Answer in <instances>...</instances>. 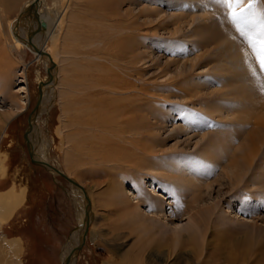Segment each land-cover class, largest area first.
<instances>
[{
  "label": "rangeland",
  "instance_id": "obj_1",
  "mask_svg": "<svg viewBox=\"0 0 264 264\" xmlns=\"http://www.w3.org/2000/svg\"><path fill=\"white\" fill-rule=\"evenodd\" d=\"M29 1L0 0V195L21 200L0 222V243L16 239L21 244L19 254L7 263L15 258L21 264L63 263L69 240L83 232L79 217L88 205L69 179L32 160L25 138L32 115L30 141L36 159L73 177L92 199L86 238L76 245L71 264H195V249L187 243L193 235H200L202 257L214 256L211 264H220L228 245L219 237L227 241L231 234L249 235L255 243L259 233L264 240V200L257 212L241 209V202L246 209L260 200L247 198L242 184L231 190L222 143L216 162L209 164L203 157L210 142L248 136L251 125L264 122V70L249 47L248 38H255L245 29L249 27L233 23L216 0H120L117 15L108 0H43L41 12L65 10L68 21L46 45L57 56L52 72L46 58L37 59L32 49L10 46L11 30ZM117 17L135 26L126 31L132 35L129 65L116 62L110 53ZM33 23L28 15L19 31L23 37L33 31ZM47 36H37L36 44H45ZM225 38L252 61L253 72L243 81L225 51ZM111 80L127 85L110 90ZM122 90L150 97L142 114L148 122L147 144L156 145L152 157L128 158L120 162V170L114 158L103 159L91 143L85 144L93 130L81 120L69 125L63 109L69 91ZM206 169L205 179L199 178ZM173 236L182 243L173 247L167 241Z\"/></svg>",
  "mask_w": 264,
  "mask_h": 264
},
{
  "label": "bare ground",
  "instance_id": "obj_2",
  "mask_svg": "<svg viewBox=\"0 0 264 264\" xmlns=\"http://www.w3.org/2000/svg\"><path fill=\"white\" fill-rule=\"evenodd\" d=\"M247 1L248 0H245L243 5L241 6V8L243 9L240 10V12H243L244 17H246L245 18L246 23L244 24L247 27H249L245 29H247V31L253 32V36H255L254 39H256L257 34L260 33L261 31H264V0H261V2L256 5H250L247 3ZM33 3L35 4L37 17L33 18L31 16V18L35 26L32 29L33 31H31L30 35L28 34L27 36L23 37L19 31L25 20L24 9ZM42 3H43V0H30L22 7L21 14L19 15L17 22L14 24L13 29L11 30V34L14 39V42L10 46L11 48H15L16 45H25L27 48L32 49V51L36 53L37 59H40L42 57L46 58L47 64L49 63L51 65L52 67L51 70L53 72V69L56 64L57 56H55L53 52H49L46 45L48 46V43L50 44V42L52 41V38L54 37L56 33H59L63 28H65L68 21L65 19V17L67 16V15L65 16L66 14L65 10H64L65 12L63 11V13L61 12L60 13L41 12ZM106 4L109 7H111V11L117 15V11L121 4L120 0H108L106 1ZM41 21H45L46 26H42L40 30H37L35 32V30L38 28V24ZM244 24L242 23V25ZM134 27H135L134 24L131 26H128L125 24L124 20L119 19L118 17L117 19L114 18V35L116 37H114L115 38L114 42L113 44H111L110 53L112 54L116 62L120 61L126 64L133 63L130 59V56L129 58H127L126 56V54L128 55L130 54L129 49H130L131 39H132V35L126 31L135 29ZM46 32H48V36L45 41V44L43 45L36 44L37 36H39L40 34L46 33ZM217 36H218L217 34H214V37L217 38ZM228 36H227V38H229L228 41L233 43V41H231L230 35ZM227 38H225V42L223 43L225 47V51L226 53H229L230 55L233 69H237L238 71L242 72L241 79L243 81L245 80L246 75L250 77L253 72V70L250 69L252 65V61L248 57V55H246L245 53H241V50L238 51L237 48L236 50H234L235 48L234 46H233L234 48L230 47L228 45V43L230 42H227L226 40ZM202 40L204 41V38ZM49 73L51 74V71H49ZM114 75L117 76L116 73L112 72V76ZM81 77H83V75ZM102 77L104 76L102 75ZM107 77L109 76L107 75L105 77L106 78L105 81L108 80ZM20 78H21L20 79L21 82L26 81L25 73H22ZM118 79H120L119 76H118ZM111 81L108 86L110 90L114 88L122 89L124 88V86L127 85L125 83L126 81L120 82L119 80L118 83H115L114 81L111 82ZM105 84H107V82H105ZM106 94H108L109 96L105 97ZM99 95L101 96V98L98 99L97 96ZM42 96H43V90L40 96L41 100L43 99ZM67 96L69 97H66V100L64 101L65 108L63 109V114L65 115V118L68 117L69 125H74L75 122L78 123L79 120H81L80 123L83 122L82 124H85L88 127H90V132L93 130L92 131L93 134L91 133L92 134L91 136L93 137L86 138L85 144L87 145L88 143H91L90 145L91 149L95 150L97 152L95 153L99 154L100 157L108 161L111 158H114L115 160L113 161L116 162L115 167L119 169L120 168L123 169V165L120 164V162L126 161L128 158H130V160H132L133 162V159L135 157H139V156H143V157L148 156L147 158L152 157L149 155L155 152L154 151L155 149H153L152 145L153 144L156 145V141L154 142L151 141L153 144H150V143L147 144L146 140H148V134H145L146 133L145 129L148 128V125L146 124L147 121L145 122V120L147 119L143 117L144 115L142 114V112L144 111L143 109L145 108V102L150 100L149 99L150 97H148L146 93H143L140 91H133V92L128 91L126 93L123 90L122 91H101L100 93L99 92L96 93V91L95 92L93 91L92 92L91 91H86V92L69 91ZM24 103H25V100H24ZM97 106L99 107L98 109H100V111H97V112L95 111L96 113H91L92 111L91 109H97ZM76 110L79 111L78 115L82 114V116H80L79 118L78 117L76 118L77 116L76 114H72L70 116L71 113L77 112ZM212 111L215 112L214 110ZM218 112L219 110L217 111V113ZM140 119L142 121H139ZM262 122H258L255 125H251L254 130L250 132L248 136L245 135L246 137L242 136V138H240V136L230 135L228 136V138L226 137L225 140L223 141L210 142V144H208L207 146H204V150H203L204 151L203 157H204V160L206 159L205 161L207 163H209V161H215L221 155L220 153L221 150L219 149V147H221L220 144L222 143V146L224 147L222 150L224 152L223 158L226 159V162H225L226 168H227L226 175H227L231 190L233 191L235 188H239L240 184H242L243 187H240V189L242 188L244 191H246L245 193L247 195V198L251 200H258V199L260 200L259 204H257L256 206L246 207V209L244 208L245 206H243V203L241 202V209L248 211V212H257L260 207L259 205H262V201L264 200L263 198L264 197V157L261 159V156H260L261 151H262V146L264 144V122L263 123ZM34 125H35L34 116L32 115L30 117L29 128L27 130L29 141H30V135L34 129ZM262 130H263L262 132L263 134L259 135V133H261ZM109 134L113 135L111 136L113 137V139L109 138L110 137L108 136ZM234 138L236 139V141ZM98 139L100 140V142H97ZM238 142L239 144H237ZM108 144L113 145L114 149L113 148L110 149L108 147ZM128 145H130V147ZM28 150L29 151L32 150L33 156L36 158L31 141H30V145H28ZM108 152L110 154L109 159L106 157ZM125 152H127V154L129 153V155L124 154ZM40 161H41L40 164L49 168L54 174L60 173L52 164L46 161H43V160H40ZM1 164L2 163L0 160V169H1ZM208 171L209 170L206 169L203 174L202 173L200 174L201 177L199 176V178H204L205 175L208 174ZM174 178L175 179L177 178L176 175ZM69 182L73 184L79 191H81L83 195V199L88 204L87 210L90 209V211L86 210V206L84 207L85 209L84 211L83 210L82 212L79 211L80 212L79 222H80V225L83 227V232L82 234L80 232V236L77 235L79 236L78 239H76L77 236L73 235L71 240H69L68 245L66 246L65 252L63 253V256H62L63 264H71V262L73 261L75 254L77 252V248L75 249V247L78 244V242H80L83 239V236L86 233L90 225V221H89L90 212L94 213V207H93L90 193L82 185L77 184L71 180H69ZM201 184L202 183L197 182V185H201ZM122 200L120 199V202H122ZM19 201L21 202V200H18L15 198L8 199V198H5L3 195H0V222L6 219L7 216H9V214L12 212V209L16 207L15 205H17ZM160 202H163V201L160 200L159 203ZM160 204H158L156 208L157 211H155L157 212V214H159V212L161 211L159 209ZM224 223H226L225 220L221 224H224ZM197 227L200 230L203 229V227L201 228V225H198ZM195 228H196V225H195ZM258 228H256V230H259ZM199 236L193 235L187 242L189 243V245H191V247H193V249H195L194 250V255H195L194 257L196 260L195 264H201V263L211 264L213 263L214 256L210 255L209 257L208 256L202 257L203 252L200 249L203 245L201 244V239ZM230 236L231 237L228 238L229 241L228 240L226 241V239L224 240L222 236L219 237V239H217L219 242L221 241V243H227L228 245V249H227L228 252L226 253V259L225 261H223L224 264H264V253H262V249L264 250V240L260 238L259 233H258L257 240L255 243L252 240L248 239L249 235L239 236V235L231 234ZM167 241L169 243L171 242L172 243L171 245L175 247L176 245L179 244L180 239L178 237H174V238L169 237ZM162 245L163 246L168 245V243L166 244L162 243ZM222 245L224 246V244ZM20 250H21V244L16 239H7L4 241V243H0V264H8L7 259L9 258L11 259L13 255H18ZM173 250L174 249L170 248V252L168 255L169 260L170 258H172ZM223 262L220 264H223ZM9 264H21V263L19 260H16L15 258L14 260L11 261V263L9 262Z\"/></svg>",
  "mask_w": 264,
  "mask_h": 264
},
{
  "label": "snow or ice",
  "instance_id": "obj_3",
  "mask_svg": "<svg viewBox=\"0 0 264 264\" xmlns=\"http://www.w3.org/2000/svg\"><path fill=\"white\" fill-rule=\"evenodd\" d=\"M216 2L228 11L229 19L236 24L246 23L243 12L235 9L241 8L245 0H216ZM249 47L257 58L261 70H264V31L257 34L256 39L248 38ZM177 210H181L179 207Z\"/></svg>",
  "mask_w": 264,
  "mask_h": 264
},
{
  "label": "water",
  "instance_id": "obj_4",
  "mask_svg": "<svg viewBox=\"0 0 264 264\" xmlns=\"http://www.w3.org/2000/svg\"><path fill=\"white\" fill-rule=\"evenodd\" d=\"M24 18H26L28 15H31L33 18H36L37 17V12H36V8H35V4H30L29 6H27L25 9H24ZM42 26H46V22L45 21H41L39 24H38V28L35 30V32L37 30H40ZM31 117V116H30ZM29 122H30V118H29ZM28 132L25 133V138L28 142V145H30V141L28 139ZM30 155H31V158L34 162H37V163H40L41 161L39 159H36L34 156H33V152L32 150L29 151ZM55 167V166H54ZM60 173H62V175H64L67 179L77 183V184H80L77 180H75L73 177H71L70 175L66 174L65 172H63L62 170H60L58 167H55ZM86 238V233L84 234L83 236V241L85 240ZM61 264H63L61 262Z\"/></svg>",
  "mask_w": 264,
  "mask_h": 264
},
{
  "label": "built area",
  "instance_id": "obj_5",
  "mask_svg": "<svg viewBox=\"0 0 264 264\" xmlns=\"http://www.w3.org/2000/svg\"><path fill=\"white\" fill-rule=\"evenodd\" d=\"M1 139H2V138L0 137V145H1V141H2Z\"/></svg>",
  "mask_w": 264,
  "mask_h": 264
}]
</instances>
